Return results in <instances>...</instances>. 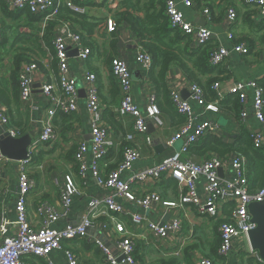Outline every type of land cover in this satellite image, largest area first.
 <instances>
[{
	"label": "crops",
	"instance_id": "1",
	"mask_svg": "<svg viewBox=\"0 0 264 264\" xmlns=\"http://www.w3.org/2000/svg\"><path fill=\"white\" fill-rule=\"evenodd\" d=\"M3 1L6 6H4ZM119 1L93 0L88 5L84 15L87 16L90 23L99 24L93 34V41L96 43L98 50H92L93 53L89 61L84 62L78 57L79 52L76 47L69 44L70 72L72 77L78 81L80 91L77 101L78 112L71 115H60L61 113H59L56 122V118L54 119L56 139L50 144L42 145L35 153L36 159L33 158L27 165L24 162L10 160L4 163L0 172V222L3 220L14 222L17 219L16 201L22 166H25L27 174L36 182V188L28 199L29 220L35 228L41 227L45 220L46 215L39 212L44 204H47L52 211L61 216L57 222L51 224L52 229L61 231L69 225L75 226L80 223L81 216L92 199L113 194L111 190L99 186L92 175L93 155L91 152L88 153L86 158L89 169L84 178L80 175L74 158L80 144H90L92 141L91 117L86 106L87 91L84 80L86 72L95 73L97 76V86L103 105L104 125L109 130L114 144L109 157L100 166L102 176L109 175L123 159L122 146L125 143L124 139L133 131L134 127L131 118H121L119 115L122 97L118 83L112 74L111 57L119 56L127 63L134 82L132 89L133 102L142 112H146L149 99L155 98L156 95V87L148 77L149 71L144 70L136 60L142 47L130 27L125 23L118 24V31L115 36L107 32L106 20L108 18H115L117 23L114 13ZM175 1L186 21L211 31L212 40L209 46L213 49L225 47L233 51L235 47L243 45L249 49V53L243 55L233 52L225 65L216 68L214 73L205 76L199 74L200 83L205 86H209V80L212 79H217L215 83L220 84L219 92L214 91L213 87L210 89L207 87L208 91L215 95L214 99H216L214 101L210 102V99L208 100L210 95L208 96L205 92L207 103H217L219 111L207 109L190 100V86L196 83H193L194 81L189 79L180 67L172 68L167 75V85L170 93L177 92L183 97V92H188L189 97L186 100H190L196 124L210 121L219 126L216 134L205 137H215L224 144L233 146L237 145L245 130L250 135L255 131L264 134V122L257 119L256 110L253 106V88L247 89L248 116L245 121L241 118V114H234L226 105H224L226 109L220 108V104L226 102L232 96L230 90L239 83H256L264 91V15L260 13L257 6L247 7L243 0H194V5L191 8L185 7L182 0ZM6 7L8 9L7 1L0 0V76L8 79L15 58L14 49H11L15 38L20 33H32L34 30L26 25V23H33L30 22V18L22 16L14 20L12 12L9 13V9L6 12ZM229 9L236 10L238 18L235 21L230 20ZM206 10L209 11L208 14L205 12ZM52 21L53 18L45 15L34 26L35 32L39 33L40 43L46 56L43 58L35 54L31 55V59H36L42 63L44 69L42 71L39 67L40 72L36 76L37 82L30 102H21L19 114L23 122V131L21 130L20 137L31 132L36 134V138L40 136L49 108L47 99L41 93V84L58 85V72L52 67L54 60L52 52L45 43L49 24ZM74 30L80 33L82 37L88 35L81 26ZM60 33L61 26L55 27L54 36L56 37ZM113 40H116L115 50L111 47ZM193 43L195 48L204 47L198 46L194 41ZM135 72L139 74L136 76L137 73L135 74ZM219 94L224 97L221 101H217ZM5 109L8 113V109ZM8 115L10 116L9 113ZM160 118L162 125L159 127L154 125V133L150 134L148 131L146 135L137 137L134 145L139 149L141 159L134 164L132 170L122 174L124 180H128L135 173L163 162L181 150L182 140L174 145H169V141L184 124L174 122L171 116L164 112H162ZM6 133L7 128L0 125V137ZM205 137L191 149L200 146ZM148 139L151 140V143L148 142ZM157 147H159V150ZM191 149L184 157L185 160L203 163L218 157L214 152L203 151L204 153H197L196 150L191 152ZM236 153L218 158H230ZM247 170L249 180H251L252 171L249 168V162L247 163ZM220 171L221 178L225 180L234 178V171L230 163ZM66 177L73 180L77 188V194L72 198V205L68 213L64 215L61 193L66 184ZM197 186L199 193L203 195L205 181H197ZM136 187L140 194L145 192L158 193L163 202L177 204L180 202L181 189L169 175L163 176L159 181L151 180L141 187ZM117 201L124 206L127 213H139L148 222H158L164 225L176 217H179L182 222V231L178 238L172 237L166 241L158 242L147 231L146 225L137 226L129 217H122L128 233L136 243L137 264H196L198 259L203 257L214 259V264H261L251 254L245 255L247 251L243 249V241L241 240L235 243L232 253L227 258L221 260L220 257L217 258V255H212V248L218 240V221L210 220L197 213L193 207L183 206L173 210L160 204L154 205L150 210H145L122 198H117ZM229 206L223 208L225 215L230 214L231 209ZM168 216L170 218L166 221L165 219ZM114 217L115 215L112 214L101 216L89 231L88 238L64 241L60 250L49 255V260L55 264H68L66 252L70 250L82 264H108L105 255L99 249L98 243L106 245L112 254H119L117 246L119 235L113 227ZM25 261L29 264H48V258L41 259L27 256Z\"/></svg>",
	"mask_w": 264,
	"mask_h": 264
},
{
	"label": "built area",
	"instance_id": "2",
	"mask_svg": "<svg viewBox=\"0 0 264 264\" xmlns=\"http://www.w3.org/2000/svg\"><path fill=\"white\" fill-rule=\"evenodd\" d=\"M6 1L10 11H28L36 16L46 15L54 18L63 4L76 13L84 14L93 0ZM243 1L247 7L257 6L260 13L264 15V0ZM182 2L187 8L194 5V0H182ZM205 12L209 13L208 10ZM167 15L170 18L172 27L181 30L184 35L190 36L198 46H206L212 40V33L209 29L198 27L185 20L175 0L167 1ZM229 17L231 21L238 18L235 9H229ZM106 28L109 34H117L118 25L115 18L107 19ZM69 44L76 47L79 52L78 57L84 62L89 61L93 53L92 49L84 44V39L80 33L67 24L61 26L60 35L56 36L53 41L58 61V85L41 84V93L47 99L49 108L43 122V130L30 147L29 159L24 161L25 165L33 159V155L42 145L55 141L54 119L56 116L59 113L71 115L78 112L77 101L80 91L78 81L72 77L70 72ZM233 52L245 55L249 53V49L243 45L235 47L233 51L225 47L216 48L210 57L211 65L214 67L225 65ZM136 60L144 70L149 71L151 69L152 56L143 48H140ZM111 70L122 97L119 115L121 118H131L134 122L133 131L124 139L128 146L124 148L123 159L109 175L102 176L100 166L109 157L114 144L109 130L104 125L103 105L97 86V76L92 72H86L84 75L87 91L86 106L91 117L92 141L90 144H80L74 159L80 175L84 178L89 169L86 158L88 153L91 152L93 155L92 175L99 186L111 190L113 194L92 199L83 212L80 223L75 226L69 225L61 231L51 228V224L57 222L61 216L52 211L47 204H44L39 212L46 215L45 220L41 227L35 228L29 220L28 199L36 188V182L27 174L25 166H22L16 201L17 219L14 222L8 220L0 222V264H29L25 261L27 256L41 259L48 258V264H55L49 260V255L60 250L64 241L88 238V233L95 226L97 219L109 214L115 215L113 227L119 235L117 237L119 254H112L106 245L98 243L99 249L105 255L108 264H137L136 243L128 233L122 217H129L137 226L146 225L147 231L158 242L166 241L172 237L178 238L181 235L182 222L179 217L164 225L158 222H148L139 213H127L124 206L117 201V198L125 199L145 210H150L154 205L160 204L173 210H177L178 207L189 206L195 208L197 213L210 220H222L219 225L221 240L218 250L219 256L227 258L232 253L235 243L239 240H245L248 245V255L251 254L259 263L264 264L260 255L252 252L248 242V234L256 228L249 213V205L253 202H264V186L256 192H250L247 159L239 153L225 159L215 157L203 163L184 159L190 149L197 145L203 137L214 135L219 130V126L210 121L200 124L195 123L190 100L214 111H219L217 103L208 104L204 89L197 84L190 86V100L183 99L180 93L171 92V101L178 113L186 117V122L170 139L169 145H174L182 140L181 150L163 162L135 173L128 180H124L122 174L132 170L134 164L141 159V153L134 145L137 137L147 134L148 123L159 127L162 125V120L154 97L149 99V105L145 113L133 102L132 89L134 82L132 72L124 60L119 56H115L111 63ZM39 72L38 61L23 65L19 78L21 102H30L37 82L36 76ZM249 88L254 89L253 106L256 110V117L259 121L264 122V91L256 83H239L230 90L232 95L239 96L242 106L241 118L245 121L248 116L247 89ZM213 90L219 92L220 84L215 83ZM223 99L224 97L219 94L217 101ZM0 125L6 127L7 133H10L13 138L21 136V130L11 126L10 116L2 105H0ZM251 139L256 149L264 147V134L262 132H252ZM148 142L151 143V140L148 139ZM7 161L9 160L4 157L0 149V172ZM228 163L231 164L234 171L232 180H225L220 176V170ZM166 175L171 176L181 189L178 204L163 202L161 196L156 192L140 194L136 187H141L151 180L159 181ZM199 180L205 181L203 195L198 190L197 181ZM76 194L77 188L73 180L66 177V184L61 193L64 215L68 213L72 205V198ZM227 205L231 206L229 215L223 213V208ZM66 256L68 264H82L72 251H67ZM196 264H214V261L203 257L199 258Z\"/></svg>",
	"mask_w": 264,
	"mask_h": 264
},
{
	"label": "trees",
	"instance_id": "3",
	"mask_svg": "<svg viewBox=\"0 0 264 264\" xmlns=\"http://www.w3.org/2000/svg\"><path fill=\"white\" fill-rule=\"evenodd\" d=\"M167 1L168 0H120L115 9L114 16L117 19V25L125 23L130 27L131 31L139 39L141 47L152 56L153 63L149 70L148 77L156 87L155 102L160 113H167L174 122L185 124V117L178 113L170 98L171 93L167 85V75L169 71L174 67H180L188 78L194 81L193 83L198 84L200 87L203 86L206 94L208 96L210 95L208 100L210 99L209 101L211 102L216 98L214 99L215 95H212L208 91V88L210 89L213 87L217 79L209 80V86H205L200 83L199 74L204 76L212 74L215 72L216 68L220 66L214 67L211 65L210 57L214 49L209 46V44L204 47L195 48L190 36H186L181 30L172 27L170 18L167 15ZM3 4L6 6L4 1ZM8 11L6 7V12ZM9 13L13 14L12 17L14 20L22 16L30 18V22L33 23H26V25L34 30L32 33H20L17 35L11 47V49H14L15 58L10 77L7 79L0 76V104L8 109V113L11 116V126L23 131V122L19 114L21 105L19 78L22 66L25 63L38 61L36 59H31L32 54L39 57L42 56L43 58L46 56L40 43L39 33L37 31L35 32L34 29L35 24H37L36 22L41 21L45 15L36 16L28 11H10ZM64 24L69 25L73 29L81 26L84 32L86 31L88 34L86 37L83 36L84 44L93 51L98 50L96 43L93 41V34L97 30L99 24L90 23L86 15L76 13L63 4L58 14L53 18V21L50 22L48 33L45 37V43L48 48H50L54 59L52 67L57 72L58 61L53 45V39L55 37L54 28ZM115 43L116 40L111 42L113 50H115ZM113 58L111 57L110 63H112ZM38 67L43 71L44 68L42 63L38 62ZM229 99L226 102H222L220 108L226 109L224 106L226 105L234 114L240 115L242 106L239 96L232 95ZM60 115L64 114L61 113ZM58 116L59 114L56 116L55 122ZM126 146H128V144L124 143L122 146V153ZM195 150L196 152L198 151L197 153H204L203 151L214 152L218 157H226L228 154L236 152L244 155L252 171L250 175V192H256L264 186V149H256L254 147L251 135L246 130L243 131L237 145H226L218 138L210 136L205 137L203 143L191 149V152ZM35 155L36 154L33 156L34 159L37 157ZM229 208L231 209V206H229ZM220 223H222V220L218 221L217 226L220 225ZM217 239L215 246L212 248V255H217V258H219L218 248L221 243L219 233ZM219 259L222 260L224 258L220 257ZM212 260L214 261V259Z\"/></svg>",
	"mask_w": 264,
	"mask_h": 264
},
{
	"label": "water",
	"instance_id": "4",
	"mask_svg": "<svg viewBox=\"0 0 264 264\" xmlns=\"http://www.w3.org/2000/svg\"><path fill=\"white\" fill-rule=\"evenodd\" d=\"M136 73L137 72H135V74ZM138 74L139 73H137L136 76ZM188 97V92L184 91L183 98L186 100ZM148 131L150 134L155 132L153 124L148 123ZM35 138L36 134L34 132L19 138H13L10 133H6L0 137L1 152L4 157L10 161H27L29 159L30 147L33 145ZM157 149L159 150V147H157ZM249 213L256 228L248 234V242L252 252L258 253L264 261V202L251 203L249 205ZM168 218H170V216L165 220L167 221Z\"/></svg>",
	"mask_w": 264,
	"mask_h": 264
},
{
	"label": "rangeland",
	"instance_id": "5",
	"mask_svg": "<svg viewBox=\"0 0 264 264\" xmlns=\"http://www.w3.org/2000/svg\"><path fill=\"white\" fill-rule=\"evenodd\" d=\"M243 241V244H242V246L244 247H242L243 249H245V251H248V245H247V242L245 241V240H242ZM243 255H244V253H243ZM245 255H248V253L246 252L245 253Z\"/></svg>",
	"mask_w": 264,
	"mask_h": 264
}]
</instances>
